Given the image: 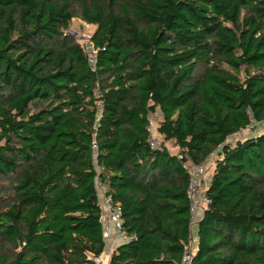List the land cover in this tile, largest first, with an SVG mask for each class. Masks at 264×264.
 <instances>
[{"label": "trees", "instance_id": "1", "mask_svg": "<svg viewBox=\"0 0 264 264\" xmlns=\"http://www.w3.org/2000/svg\"><path fill=\"white\" fill-rule=\"evenodd\" d=\"M252 120L264 0H0V264H97L101 187L126 235L106 264H181L189 243L190 264H264V131L228 141Z\"/></svg>", "mask_w": 264, "mask_h": 264}, {"label": "built area", "instance_id": "2", "mask_svg": "<svg viewBox=\"0 0 264 264\" xmlns=\"http://www.w3.org/2000/svg\"><path fill=\"white\" fill-rule=\"evenodd\" d=\"M89 61H92L91 56L89 57ZM255 124L264 123V120L260 122H256L252 120ZM148 130L150 131V136L148 141L152 148L161 147V140L154 133L151 122ZM202 165L191 167L188 169L189 174V184H188V196L191 200V222L190 229L197 221L195 217V211L197 210V204L201 198V200L205 201L204 193L201 191V187L199 185L202 183L203 178V169ZM200 176V178H198ZM99 203L101 207V219L104 225V234L106 238V242L109 246L113 247L116 243L120 241L126 240V235L121 227V218H120V207L118 204H114L111 202L109 196L105 195L103 192V188L101 187V194L99 196ZM193 229L191 230V232ZM191 242V241H190ZM191 243L185 248V251L181 258V264H190V246ZM97 262V259H96ZM98 264V262H97Z\"/></svg>", "mask_w": 264, "mask_h": 264}, {"label": "rangeland", "instance_id": "3", "mask_svg": "<svg viewBox=\"0 0 264 264\" xmlns=\"http://www.w3.org/2000/svg\"><path fill=\"white\" fill-rule=\"evenodd\" d=\"M94 28H95L94 25L87 24L84 21L80 20L79 18H73L71 20V23H70V26H69L67 32L69 34H71L72 36H74L79 43L83 44L86 47V49H88L90 51V53L93 54L94 50L92 49V45L90 44L89 40H90L91 34L94 31ZM159 118H160V113L158 111H156L155 113H153L149 116V120L151 122V126H152L154 133L156 132L155 127H156V123H157ZM262 131H264V123L255 124L252 121L251 124L247 128L243 129L242 131H240L237 134L230 136L228 138V141L233 143L237 139H243L245 137L255 135V134L262 132ZM167 146L170 150L174 149V151H175V148L171 147V145L169 143L167 144ZM215 158H216L215 154H210L209 157L205 160L204 164L202 165L203 181L199 185V187H201V191H204V187L210 178ZM198 178H200V176ZM98 187H99V185H98ZM97 189H98V195L100 196L101 190H100V188H97ZM204 205H205V202L203 200H201V198H200V200L197 204V206H198L197 210L195 211L196 219L200 215L201 210L203 209ZM193 228L195 229V224L193 225V227H191V230ZM106 244H107V242H106ZM193 246H194V240L192 241V247ZM109 247L111 248V246L106 245L103 253L97 258V262H99V264H106L109 253H110Z\"/></svg>", "mask_w": 264, "mask_h": 264}, {"label": "crops", "instance_id": "4", "mask_svg": "<svg viewBox=\"0 0 264 264\" xmlns=\"http://www.w3.org/2000/svg\"><path fill=\"white\" fill-rule=\"evenodd\" d=\"M117 244V243H116ZM108 245V244H107ZM109 249L111 250V248L109 247Z\"/></svg>", "mask_w": 264, "mask_h": 264}, {"label": "water", "instance_id": "5", "mask_svg": "<svg viewBox=\"0 0 264 264\" xmlns=\"http://www.w3.org/2000/svg\"><path fill=\"white\" fill-rule=\"evenodd\" d=\"M98 264H99V262H98Z\"/></svg>", "mask_w": 264, "mask_h": 264}]
</instances>
